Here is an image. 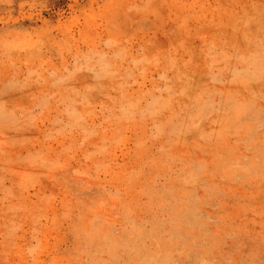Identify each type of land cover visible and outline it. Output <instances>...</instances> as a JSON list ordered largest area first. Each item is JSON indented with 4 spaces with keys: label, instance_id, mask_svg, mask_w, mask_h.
<instances>
[{
    "label": "rangeland",
    "instance_id": "obj_1",
    "mask_svg": "<svg viewBox=\"0 0 264 264\" xmlns=\"http://www.w3.org/2000/svg\"><path fill=\"white\" fill-rule=\"evenodd\" d=\"M0 264H264V0H0Z\"/></svg>",
    "mask_w": 264,
    "mask_h": 264
}]
</instances>
